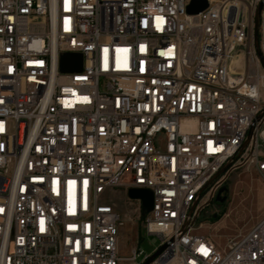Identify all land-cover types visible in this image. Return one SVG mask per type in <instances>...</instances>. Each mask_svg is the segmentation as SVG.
Instances as JSON below:
<instances>
[{"label": "built area", "instance_id": "2783aa9c", "mask_svg": "<svg viewBox=\"0 0 264 264\" xmlns=\"http://www.w3.org/2000/svg\"><path fill=\"white\" fill-rule=\"evenodd\" d=\"M191 1L0 0V264H264V216L196 231L235 169L264 176V0ZM130 219L153 253L120 252Z\"/></svg>", "mask_w": 264, "mask_h": 264}, {"label": "rangeland", "instance_id": "374dc122", "mask_svg": "<svg viewBox=\"0 0 264 264\" xmlns=\"http://www.w3.org/2000/svg\"><path fill=\"white\" fill-rule=\"evenodd\" d=\"M218 198L223 199L219 201ZM117 207L126 213L131 208L130 201L120 196ZM263 216L264 176L255 165L247 164L227 176L217 195L200 211L196 231L210 236L224 248L229 239L248 231ZM159 243L158 236L142 229L140 220L130 219L121 229L120 252L123 255H129L135 245L145 254H151Z\"/></svg>", "mask_w": 264, "mask_h": 264}, {"label": "water", "instance_id": "95a60500", "mask_svg": "<svg viewBox=\"0 0 264 264\" xmlns=\"http://www.w3.org/2000/svg\"><path fill=\"white\" fill-rule=\"evenodd\" d=\"M208 6L207 0H192L188 5V12L197 13ZM83 66V56L79 52H64L60 58V69L62 71H77L81 70ZM129 196L131 198H140L147 208L151 210L153 207V196L150 190L142 188H132L129 190ZM223 198H218L222 201ZM159 251L153 253V255L145 262L148 264Z\"/></svg>", "mask_w": 264, "mask_h": 264}]
</instances>
